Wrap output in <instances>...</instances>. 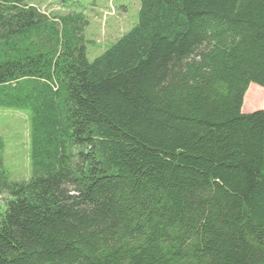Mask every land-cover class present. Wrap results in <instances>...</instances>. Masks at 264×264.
<instances>
[{
    "label": "trees",
    "instance_id": "obj_1",
    "mask_svg": "<svg viewBox=\"0 0 264 264\" xmlns=\"http://www.w3.org/2000/svg\"><path fill=\"white\" fill-rule=\"evenodd\" d=\"M138 2L90 61L85 0H0L31 166L8 181L0 138V264H264V0Z\"/></svg>",
    "mask_w": 264,
    "mask_h": 264
},
{
    "label": "rangeland",
    "instance_id": "obj_2",
    "mask_svg": "<svg viewBox=\"0 0 264 264\" xmlns=\"http://www.w3.org/2000/svg\"><path fill=\"white\" fill-rule=\"evenodd\" d=\"M61 0H25L44 15L64 14ZM91 2V3H89ZM89 26L85 34L87 58L93 60L125 33L137 21L138 0H85L83 4ZM253 86L247 93V103L241 113L247 114L264 109V88ZM255 96V97H253ZM256 103L252 105L253 101ZM252 103V104H251ZM243 110V111H242ZM29 113L27 110L0 109V138L3 141L1 166L10 182H25L31 177L29 161ZM8 196L0 194V221L5 212Z\"/></svg>",
    "mask_w": 264,
    "mask_h": 264
}]
</instances>
